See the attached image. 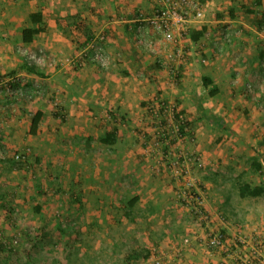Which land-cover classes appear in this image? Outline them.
Here are the masks:
<instances>
[{
  "label": "crops",
  "instance_id": "crops-1",
  "mask_svg": "<svg viewBox=\"0 0 264 264\" xmlns=\"http://www.w3.org/2000/svg\"><path fill=\"white\" fill-rule=\"evenodd\" d=\"M185 1L187 32L167 38L148 21L164 0H0L1 235L25 240L53 216H79L148 242L166 264H180L173 253L186 237L182 264H250V248L218 253L205 237H264V194H240L264 189V0ZM198 9L204 19L192 20ZM34 13L43 31L25 43ZM159 100L192 131L171 151L146 109ZM21 151L25 167L13 160ZM169 154L202 157L194 173L210 223L179 199Z\"/></svg>",
  "mask_w": 264,
  "mask_h": 264
},
{
  "label": "built area",
  "instance_id": "built-area-1",
  "mask_svg": "<svg viewBox=\"0 0 264 264\" xmlns=\"http://www.w3.org/2000/svg\"><path fill=\"white\" fill-rule=\"evenodd\" d=\"M165 4L158 9L148 20L150 26L167 38L179 34L184 36L188 29L190 18L185 10V0H164ZM201 21L204 19L203 12L198 9L192 20ZM98 60L104 64L103 54H98ZM249 91L253 90L248 85ZM17 90V89H16ZM153 119L159 120L160 126L157 132V139L170 151L175 143L185 139H193L188 120L184 113L176 112L164 101L159 100L149 103L146 107ZM30 154L28 151L17 152L13 155L15 163L25 166L28 163ZM167 170L176 186V192L185 207L198 223H210L211 214L205 206V197L202 192V182L194 173V167L202 164V157L195 155L191 158L176 157L167 155L165 158ZM206 246L209 250L218 253L240 252L244 248H250L251 255L248 256L250 264H264V237L247 235L242 231L238 232L233 239H229L225 232L219 228H209L205 237ZM5 241L0 240V245ZM191 237L182 240L181 246L174 250L173 255L179 259L183 256L185 247H190ZM164 255L154 257L155 264H162ZM236 264H244V261H236Z\"/></svg>",
  "mask_w": 264,
  "mask_h": 264
},
{
  "label": "rangeland",
  "instance_id": "rangeland-1",
  "mask_svg": "<svg viewBox=\"0 0 264 264\" xmlns=\"http://www.w3.org/2000/svg\"><path fill=\"white\" fill-rule=\"evenodd\" d=\"M7 209L8 217L14 219L12 215L16 212ZM123 226L128 232L130 227ZM118 229L119 226L108 234L101 226L89 225L79 216L61 220L58 214L46 226L27 228L25 240L8 239L0 234V240L5 241L0 245V264H155L154 257L162 255L165 256L162 264H166L167 256L159 249H150L148 242L130 240L128 236L116 238ZM174 258L182 264V257Z\"/></svg>",
  "mask_w": 264,
  "mask_h": 264
},
{
  "label": "trees",
  "instance_id": "trees-1",
  "mask_svg": "<svg viewBox=\"0 0 264 264\" xmlns=\"http://www.w3.org/2000/svg\"><path fill=\"white\" fill-rule=\"evenodd\" d=\"M31 19L32 22L37 23L38 26L36 28H28L25 29L23 31V41L25 43H31L34 39V36L38 33H40L41 31H43V27L41 26V22H42V18L39 14H32L31 15ZM215 93V91H212L211 94L213 95ZM42 114L41 113H37L31 129H30V134L31 135H35L37 133V129H38V125L39 122L41 120ZM240 194L241 196H253V197H257L260 196L262 194H264V189L260 188V187H256L254 189H251V187L249 185H245L242 186L240 189Z\"/></svg>",
  "mask_w": 264,
  "mask_h": 264
}]
</instances>
